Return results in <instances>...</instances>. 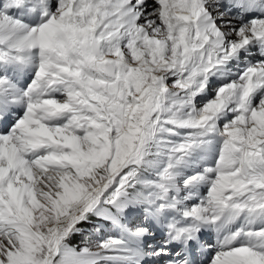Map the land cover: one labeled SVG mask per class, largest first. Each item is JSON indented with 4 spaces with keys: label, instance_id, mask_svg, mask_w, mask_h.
I'll use <instances>...</instances> for the list:
<instances>
[{
    "label": "snow or ice",
    "instance_id": "1",
    "mask_svg": "<svg viewBox=\"0 0 264 264\" xmlns=\"http://www.w3.org/2000/svg\"><path fill=\"white\" fill-rule=\"evenodd\" d=\"M0 264H264V0H0Z\"/></svg>",
    "mask_w": 264,
    "mask_h": 264
}]
</instances>
